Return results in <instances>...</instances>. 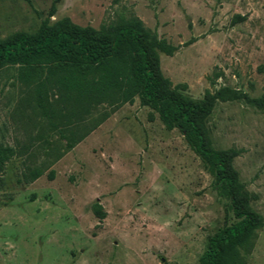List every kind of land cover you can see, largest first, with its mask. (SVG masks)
I'll list each match as a JSON object with an SVG mask.
<instances>
[{
    "label": "rangeland",
    "instance_id": "obj_1",
    "mask_svg": "<svg viewBox=\"0 0 264 264\" xmlns=\"http://www.w3.org/2000/svg\"><path fill=\"white\" fill-rule=\"evenodd\" d=\"M54 2L0 0V38L36 31ZM130 16L179 47L161 70L190 98L222 87L264 96V0H60L50 22L98 30ZM150 112L136 97L67 141L17 69L0 70V264H201L210 238L238 220L183 134ZM208 126L215 148L241 150L234 167L264 220V108L219 101ZM33 170L42 174L30 181ZM247 259L264 264V226Z\"/></svg>",
    "mask_w": 264,
    "mask_h": 264
},
{
    "label": "trees",
    "instance_id": "obj_2",
    "mask_svg": "<svg viewBox=\"0 0 264 264\" xmlns=\"http://www.w3.org/2000/svg\"><path fill=\"white\" fill-rule=\"evenodd\" d=\"M59 1L55 0L52 12L36 31H18L0 38V70L17 69V79L30 88L41 115L67 141L74 140L75 128L87 129L77 137L82 139L111 113L133 104L138 97L141 106L152 110L149 119L157 113L167 130L178 129L183 134L229 198L238 220L210 238L200 263L247 264L264 220L252 206L255 196L245 189L234 167L241 150L215 148L208 122L219 101L244 99L264 108V96L249 98L222 87L194 100L185 93L186 84L174 86L161 70V55L173 56L178 46L148 30L136 16L120 18L98 30L79 26L68 17L51 23ZM102 105L110 112L89 127L82 124ZM41 174L33 170L29 180ZM94 213L100 220L106 217L99 204L94 205Z\"/></svg>",
    "mask_w": 264,
    "mask_h": 264
}]
</instances>
